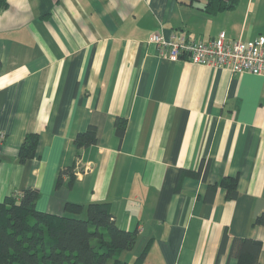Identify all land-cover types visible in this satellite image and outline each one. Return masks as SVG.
<instances>
[{"label": "crops", "instance_id": "1", "mask_svg": "<svg viewBox=\"0 0 264 264\" xmlns=\"http://www.w3.org/2000/svg\"><path fill=\"white\" fill-rule=\"evenodd\" d=\"M0 12V201L32 188L37 208L108 201L117 225L138 231L120 258L135 264H238L235 237L260 239L264 264V77L170 60L153 32L211 40L264 36V0L218 13L207 0H7ZM125 119L121 137L116 121ZM97 143L75 163L78 133ZM29 132L35 157L20 162ZM204 162V177L185 175ZM203 175V174H202ZM238 178L235 198L220 186ZM213 186H216L215 189ZM227 234L224 250L221 243ZM112 264V262H109Z\"/></svg>", "mask_w": 264, "mask_h": 264}, {"label": "trees", "instance_id": "2", "mask_svg": "<svg viewBox=\"0 0 264 264\" xmlns=\"http://www.w3.org/2000/svg\"><path fill=\"white\" fill-rule=\"evenodd\" d=\"M235 3L236 0H207L205 10L218 13ZM7 6V0H0V12ZM116 127L122 137L126 129L125 119L118 118ZM97 141L95 125L77 134L74 140L77 146L75 163L61 168L57 187L63 184L66 176L69 177V186L73 184L81 170L78 160L82 150ZM38 145L39 133H27L20 146L18 160L23 163L35 157ZM206 170L204 162L197 170H182L177 189H180L185 175L204 177ZM220 186L226 188L230 198L237 196V177H223ZM213 187L215 189L216 186ZM38 197L37 189L28 188L0 201V264H129L120 258V253L136 246L138 231L125 230L117 225L110 202L84 204L67 201L64 213H53L37 208ZM254 222L264 226V212ZM227 240L228 236L224 234L221 251ZM148 247L149 244L136 258L135 264L145 260ZM262 247L260 239L235 237L231 254L238 258V264H260Z\"/></svg>", "mask_w": 264, "mask_h": 264}, {"label": "built area", "instance_id": "3", "mask_svg": "<svg viewBox=\"0 0 264 264\" xmlns=\"http://www.w3.org/2000/svg\"><path fill=\"white\" fill-rule=\"evenodd\" d=\"M149 41L156 45L161 56L170 60L187 59L197 64L227 68L234 73L249 72L264 77L263 35L245 41L229 39L221 31L216 38L203 40L175 33L166 37L156 31Z\"/></svg>", "mask_w": 264, "mask_h": 264}]
</instances>
